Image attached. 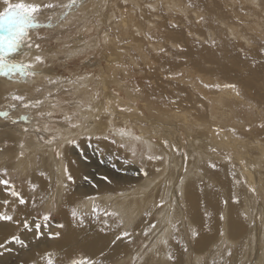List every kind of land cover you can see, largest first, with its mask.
<instances>
[{"label": "bare ground", "instance_id": "obj_1", "mask_svg": "<svg viewBox=\"0 0 264 264\" xmlns=\"http://www.w3.org/2000/svg\"><path fill=\"white\" fill-rule=\"evenodd\" d=\"M24 1L37 3L42 0ZM148 1L150 0H147V3ZM97 2L106 5L108 1L96 0L95 3ZM158 2V6H160L162 1L159 0ZM166 2L170 9L172 6H178L181 13L180 17L178 16L179 19L173 17L175 20L172 21V12L169 22L172 24L173 22L174 24L177 23V20H180V22L178 27H173L172 25L169 28L170 32L166 33L167 36L166 34L165 37L162 36L164 37L163 42L162 40L160 41L162 42V48L163 46L166 48V54H170L172 60L161 58L162 66L158 67L153 75H156L154 78L157 84L164 82L161 77L165 75L168 79H173H170L172 80H169L170 82L167 80L170 83L168 88L170 96L167 99L160 102L158 97L155 100L151 99V96L148 98V101L154 106L152 111H149L152 115H147L146 120H141L135 116L139 113L144 115V111L134 106L139 100L138 94L132 89H127L123 86L124 84H120L121 81L119 79L114 78L118 80L117 84H115L117 92L124 95L121 103L116 91L113 94L107 89H103L104 97L112 99V103H120L119 105L122 108L125 107L128 110H132L133 114H124V112L120 114V110V115H116V117L110 115L107 119L105 118V123H96L97 115L94 116L91 112H81L79 110L80 112L77 115H73L71 114L73 111L66 112L62 110L66 118L71 117V119L67 120L70 122L72 120L73 123L71 122V125L62 129L59 127L58 135H55L57 142L55 141L56 143L48 144V146L45 145L44 147H40L44 145V142L37 135L25 138V135L21 136L18 134L17 128L14 129L13 133H10V136L13 135V139L3 137V135L0 136V148H3V151L0 152V169L7 168L12 176L18 175L20 179L23 177L18 184L23 187V192L28 191V185L23 181L26 178L38 183L40 188L35 193V196L44 197L42 208L45 211L51 210L58 214L66 226L61 231L62 241L59 244H56L54 240L43 239L41 241L33 240L27 249H22L19 245H15L10 252L0 255V264H31L33 260L37 259V252L42 254L49 250H56L64 257V260L58 261V264H65L67 257L75 255L79 251L94 258H99V253L105 251L107 253L103 257L105 264H133V261L135 259L137 261L138 255L142 253L141 251H143L147 240L149 241L152 237H155L153 240L155 241L158 236L154 245L147 248L146 256L150 258L146 260L147 258L143 257L144 262L141 260L140 264H144L145 260L147 264H155V262L158 264H188L189 261L192 264V260L196 264L199 261L211 264V259L213 258L211 251L219 253L218 247L225 244L227 245L225 252L228 250L226 255H223L225 261L230 259V256L235 255L231 264H243L245 259L247 260L246 263H248L253 257L255 260L251 264H264V127H253L252 124L254 122L249 124L251 122L249 117L253 116L259 119L256 126L264 125V59L262 61L259 60L261 57L260 49L264 48V0H167ZM166 2L164 1L165 4ZM151 4H153L152 1ZM165 4H163L164 7ZM5 6L3 0H0V11ZM140 6L141 9L143 7V10L145 9L148 12L147 5L141 4ZM154 6L152 5V7ZM131 8H133V5ZM137 8L136 10H138ZM121 14L123 15L122 12ZM127 14L125 13V15ZM161 14L164 15V11ZM125 15L123 16L125 17ZM129 15L131 16V14ZM135 16L132 15L130 17L128 25V22H126L127 18L123 19L122 17L121 21H118V17L113 19L117 20L116 22L113 21L114 24L112 26L113 29L116 27L114 32L118 34V37L122 34L126 35L127 28L128 35L132 39L134 37V40H137L135 37L136 31L140 32L141 35L146 32L144 22L139 21L137 22L138 24H133V18L137 19L139 15L135 14ZM165 18L167 19V16ZM138 20L142 19L138 18ZM163 21L167 22L168 19L166 21L163 17ZM148 22L151 21L149 20ZM105 37L103 38L105 39ZM39 39V36H35V43ZM127 39L129 43V38ZM139 39L143 40L144 37ZM142 40H139L140 44L138 46L141 47L142 52H145L146 49L149 50L150 44L148 42L143 44ZM232 42L240 48L245 47V45H248V47L257 45L258 50L253 52L252 59L240 62L230 52V43ZM154 43L155 41L152 44ZM159 44L156 46L152 45L150 50L153 52L158 51L159 48L157 47H159ZM216 44L218 45L216 46ZM115 45L117 46V44ZM119 48L115 49V51H119L120 54ZM126 49L127 53L133 51V48L132 50L129 48V52ZM34 52L32 51V55H35ZM124 54L126 55L125 52ZM134 54L135 52L131 56L133 55L132 57L136 59ZM126 56L128 57V55ZM180 58H182L181 61H179ZM157 64L160 63L158 62ZM180 68L182 73L179 75L177 71ZM121 70L124 71L123 68ZM43 73L45 72H40L42 75ZM45 75L48 76V74ZM113 75L117 76V73ZM121 75L123 77L124 74ZM176 76H181L183 80L177 79ZM28 79L26 78L27 81H29ZM44 81L41 80V82ZM86 81V79L81 77L79 82L85 84ZM20 82H23L22 79ZM75 84L71 88H76L79 85ZM205 84H219L221 88H207L204 87ZM226 84L237 85L239 95L236 94V90L223 87ZM30 85L24 86L30 87ZM57 85L59 83L55 86ZM95 85L97 86V84ZM13 87H17V83L10 77L1 78L0 100L4 96L9 97L12 94H16L24 95L27 101L37 99L44 103L46 100L52 99L53 102L58 100L66 102L72 100L71 94H74H69L71 91L69 89L71 88L68 86H65L62 91L48 88L47 93L43 96L39 95V91L33 89L34 87L26 89L25 92L20 87L16 90ZM35 90L36 92H34ZM81 90H84V86ZM88 93L92 95V90L89 87L86 89V93H83V96L85 98L88 97ZM64 94L68 98L63 97ZM93 98L95 97L93 96ZM147 105L149 106V104ZM147 105H143V108L146 109ZM113 107L115 108V106ZM70 108L71 105L69 104L63 106V109ZM28 110L32 109L29 108ZM111 114L113 115V113ZM73 124L79 125V127L74 128L72 127ZM77 128L80 129V132L86 138L81 137V143L78 147L75 146L73 148V145H68L67 141L69 139L68 136L70 134L73 135ZM118 128L124 129L128 133V135L121 136V138L118 137L119 139L116 138L115 140L125 145L123 148L127 153L125 158L130 162V156L132 158L136 156L139 147L142 149L141 152L145 153L146 158L152 155L163 157V159L148 160L147 158L146 162L149 164L145 163V167L133 165L134 162L130 168L127 166L129 168L128 175L120 177L129 180L131 175L139 176L137 177L138 180L136 177L131 179L133 183L126 189L116 188L118 184L112 182L107 184L105 189L110 192L102 193L104 194L103 196L90 195L91 193L86 194L84 188L87 180L84 179L85 173L87 174L85 169H87L88 164L83 161L84 157L82 155L91 152L90 150L88 152L85 150L86 142L89 139H93V142L98 144L99 151L105 153L108 149H113L110 146L112 143L103 138L97 139V137L110 136V132H118L116 131ZM138 131L140 134L137 133ZM61 135L63 138H61ZM135 137L140 139L136 140ZM164 141H167V146H165ZM21 144H23L22 148ZM55 147L59 149L62 157H57L54 151ZM212 149H216V151H212ZM20 152L24 153L22 158L19 157ZM185 154L187 158H185ZM38 156L39 159L36 160ZM229 157L231 158L230 161ZM219 161L228 167H222ZM214 162H217L220 166L219 170L209 166ZM65 167L68 168L74 178L73 184L66 178L63 171ZM57 169H59V172ZM41 171L47 173L51 183H49L48 179L38 175ZM233 173H235V178H233ZM65 184L68 186L67 189L63 186ZM72 188H75V194H66V191ZM252 189L255 191H252ZM29 194L32 195V193ZM2 195L0 193V196ZM88 196L98 197L95 200V204L100 205L98 201H104L105 204L100 205L101 207H107L110 208V211L119 213L118 217H106L108 221L107 232H101L92 225L94 219L91 215L86 216L84 224L78 227L71 221L70 210L74 206H79V211L82 214L91 213L93 202L86 200ZM181 196L185 201L186 208H188L187 215L190 221L188 226H186V221H184L185 212L180 203L175 202L173 205V201ZM234 198H238L239 203H234ZM225 200L228 201L227 205L223 203ZM161 202H163V206L159 207ZM56 204L61 207L64 204L68 208L66 210L64 208V213L60 215L61 209H57ZM176 205L179 206L180 210L176 208ZM10 209L11 206H9ZM2 210L3 206L0 205V211ZM17 211L21 212L24 209L18 208ZM205 213L210 215L207 223L205 222ZM221 213L225 217L224 220L219 218ZM141 216H144V218ZM149 217L151 218L148 221ZM138 219L140 222L133 230L135 232L134 236L131 226ZM121 220L123 221V226L117 227L118 222ZM153 223L156 224V228L150 230L149 225ZM173 223L177 224L181 229L186 226L184 229L185 234H182V240L191 247L190 250L184 251L179 244H176L173 248V231L171 227ZM89 227H93V233L88 230ZM9 228L10 226L0 228V238L8 234ZM193 228L199 232L198 241L197 238L192 239L190 237V231ZM165 229H167L166 232ZM146 230H148V236L144 235ZM11 231L14 230L12 229L9 232ZM51 231L55 232L58 230L53 225ZM123 231L130 232L131 236L117 241L119 243L116 242L115 245H111L114 237ZM184 235L187 241H185ZM161 239H168V245L165 246L159 243ZM140 241H142L140 245L142 247L141 251L140 247L137 246ZM195 241L198 243L197 251L194 250ZM193 242H195L194 246ZM209 244H211L210 247L206 248ZM73 246L79 247L77 251L72 253ZM168 252H171L175 257L174 263L167 259ZM219 257L215 258L217 259L215 264H222L219 263Z\"/></svg>", "mask_w": 264, "mask_h": 264}, {"label": "rangeland", "instance_id": "obj_2", "mask_svg": "<svg viewBox=\"0 0 264 264\" xmlns=\"http://www.w3.org/2000/svg\"><path fill=\"white\" fill-rule=\"evenodd\" d=\"M42 1L37 2L36 4L42 3L41 5H44L47 3H54L57 5H66L70 2V0H42ZM95 1L96 0H78L79 7L72 10L70 15H68L67 19H63V14L66 11V9L64 7H60V6L53 8V9H42V11L37 14L38 22L41 25L52 24V25H54V27H51V28L41 27L39 29L31 30V32H30V36H31L30 41L31 42L28 41V43H31L33 45V47L31 49H29L25 46L21 49L20 52L15 53L11 57V59H13L15 62H18V63L19 62L34 63L33 71H35L36 75L26 77V78H29L28 79L29 81H27L26 78H21L19 75L8 76L6 78L10 77L13 81H15V83H17V87H15V88L13 87L14 90H16L18 87H20L21 89H23V92H25L26 89H28L30 87H34L33 89H36L37 91H39L38 93L41 96H43L47 93L48 88H52L53 90H56V91H58V90L62 91V90H64L65 86L66 87L68 86L69 88H71V87H73V85L75 83L77 85L78 84L79 85L76 88L69 89V91L70 90L72 91V92L70 91L69 94L74 93V94H71L72 100L66 101V102L58 100V101L53 102L52 99H50V100L48 99L44 103L38 104L39 106L36 105L34 107H29L32 110H28L29 108H23L19 104V102H14L11 99L6 100L4 98L7 96H4L2 98V100H0V111H9L10 117L8 120H5V118L0 117V136L3 135V137L13 139L14 137H12L13 135L10 136V133H13L15 131L14 129L17 128L18 132H19L18 134L21 136L25 135L24 136L25 138H28V137L34 136V135H37V137H43V139H40V140H42L44 142V145H42L40 147H44L45 145L48 146V143H46L45 141H47L53 135H58V128L59 127H61V129H62V128H65V126L68 127L69 125H71V122L73 123L72 120H71V122L67 120L66 115L63 113L62 110L66 111V112L73 111V113H71L73 115H77V113L80 112L79 110H81V112H84V111L89 112V113L91 112L94 116L97 115L96 116V120H97L96 123H98V122H101V123L104 122L105 123V120L110 115L112 117H116V115H120L123 112H124V114H129V113L133 114L132 110H128V108H125V107L122 108V106L119 105L121 103V99H123L124 95L121 94L120 92H117V86L115 85L118 82L117 79H119L121 81V83L119 82L120 84H122V85L124 84L123 86H125L127 89H132L138 94L140 101L138 100L139 102L137 101V103H135L134 106L139 108L141 111H144L143 113L145 116L142 115L141 113H139L138 115H135V114L134 115L136 117H139V119H141V120L142 119L146 120L147 115L148 116L152 115V113H150V112L152 111L154 105L148 101V98L150 96H151L150 98L154 99V100L157 99V97H158L160 102H162L164 99H167L170 96L168 88H169V84H170L169 82L172 81L170 79H173V78L168 79V77L165 75V76L161 77V80L164 79L163 80L164 82H162V83L159 82V84H157V83H155V78H154V76H156V75H153V73H155V70H157L158 67L162 66L161 61H160L161 58L172 60L170 57L171 55L166 54L167 53L166 48L164 46L162 48V42H163V39L165 37V34L167 32H170L169 28H171L172 25H173V27H178L180 20H177V23H175V24H174V22H173V24L169 22L172 12H173L172 18L174 17L175 19H179L178 16L180 17L181 13H180V9L178 8V6H172V8L170 9V6H167V2H166L167 0H164L166 2V4L164 3L163 0H160V1H162V2H160L161 3L160 6H158L159 0H154V1L150 0V1H148V3H147V0H143L145 2H143L141 0H134V1L133 0L132 1L131 0H112V1L107 0L108 2L106 3V5L105 4L104 5L99 4V2L95 3ZM119 1H121V2H119ZM151 1L153 4H151ZM12 2L18 3V2H20V0H12ZM24 2L28 3L26 1H24ZM156 2H158V3H156ZM162 3L165 4V7ZM188 3L190 4V2H188ZM127 4L130 6H128ZM141 4L147 5L148 12H146L145 9L143 10V7L141 9V6H140ZM132 5H133V8H131ZM152 5H155V6L152 7ZM125 6H127L128 8ZM148 6H149V8H148ZM122 7H125V8H122ZM136 7H138L137 9L139 11L136 10ZM93 8H95V9H93ZM119 8H122V9H119ZM162 8H164V9L162 10ZM132 9H133V11H132ZM153 9H154V11H153ZM155 10H156V12H155ZM158 10H161V11H158ZM165 10H166V12H165ZM162 11H164L165 16L163 14H161ZM121 12L123 13V15H125V13H128V14L125 15V17H124L121 14ZM116 14H117V16H116ZM129 14H131V16L132 15L135 16V14L137 16L139 15L138 18L142 19V20H138V18L136 19L135 18L136 16H135L133 18V22H134L133 24L134 25L138 24L137 22H139V21H141L142 23L144 22L146 25V32L143 33L142 35L140 32H137V31L135 32V37L137 40L139 38L144 37L143 40L142 39H139V40H142L143 44H145L147 42L150 44L148 47L149 50H147V49L145 50L146 53L142 52L141 47L138 46L140 44L139 40H138V42H136L137 40H134V37L132 39L128 35V28L126 30V35L122 34V35H119V37H118V34H115V32H114L116 27L113 29L112 25L117 20H113V19H117L116 17H118L119 18L118 21H121L122 17H123V19L127 18L126 22H128V20H130V17H131ZM159 14H161L163 16L161 17V15L159 16ZM168 14H170L169 15L170 17L168 16ZM126 16H128V17H126ZM147 16H148V18H147ZM166 16H167L168 21L165 18ZM149 17L152 19H150ZM163 17H164V20H166L167 22L163 21ZM203 17H204V15H203ZM172 18H171L172 21L175 20L174 18L173 19ZM146 19H149L151 22H148L149 20H146ZM152 23L154 24V26H152L153 25ZM198 23H200V22H198ZM128 24H129V22L127 23V25ZM155 25H157V26H155ZM163 25H165V26H163ZM87 27H89V28H87ZM158 30H160V31H158ZM149 33H150V35H149ZM161 34H163V35H161ZM35 36H39L40 39L41 38L42 39L41 40L39 39L38 42L35 43V41H34ZM104 36H106V37L108 36V37L107 38L105 37V39H104L103 38ZM156 36H157V38H156ZM162 36H164V37H162ZM166 36H167V34H166ZM149 37H151V38H149ZM114 38H115V40H114ZM116 38H117V40H116ZM127 38H129V41H130L129 43H128ZM180 38H178V39H180ZM105 40H106V43H105ZM145 40H146V42H145ZM149 40L152 43L155 41V43L152 44ZM161 40H162V42H160ZM156 42L157 43L159 42L161 44L158 43L159 44V47H157V48H159L158 51L156 50L153 52L150 50V47L152 45H155V46L158 45ZM233 42L230 43V45H231L230 52L233 53V55L236 56V58L240 62H242L243 60L249 61V59L253 58V52L255 50H258L257 45H250L249 47H248V45H245V47L240 48ZM109 43H111V45H109ZM120 43H121V45H120ZM36 44L40 45L39 50H37L35 48ZM115 44H117V46ZM118 44H119V46H118ZM135 44H136V46H135ZM217 45L218 44H216V46ZM113 47H114V49H113ZM123 47H125V48H123ZM117 48L120 49L121 53L123 52L122 55H120L121 53L119 54V51H117V52L115 51V49H117ZM129 48H130V50H132V48H133V51L131 52L129 50ZM125 49L128 50V52L129 51L130 52L127 53V51H125ZM135 49H137L138 51ZM160 49H164V52H161ZM179 49H181V48H179ZM109 50H110V52H109ZM260 50H261L260 53H261L262 58L260 57L259 60L262 61L264 59L263 58L264 48H261ZM32 51L33 52L35 51L34 52L35 55H32L33 54ZM39 52H41V53H39ZM124 52L126 53V55H128V57L124 54ZM133 52H135L134 55H136V56H134V57H136V59L132 57L133 55L131 56V54H133ZM147 54H148V56H147ZM36 55H40L42 57L43 63H35L34 62V58ZM49 55L52 57H50ZM112 55H114V56H112ZM160 55L163 57H161ZM118 58H120V59L122 58V59L120 60ZM124 59H126L127 61ZM122 60H124V61H122ZM181 60H182V58L179 59V61H181ZM151 62L154 64H152ZM158 62L160 64H157ZM45 63H47V64H45ZM115 63H117V64L114 65ZM93 64H95V65H93ZM51 68L53 71L51 70ZM102 68H103V70H102ZM120 68L121 69L123 68L124 71H122ZM43 71L45 73H43V75L40 74V72H43ZM178 71H177V74L180 75L182 73V69L180 68ZM116 73H117V76L113 75ZM45 74H48V76ZM121 74H124L123 77ZM81 77L87 80L85 84H82L79 82L81 80ZM176 77H177V79L183 80L181 76H176ZM1 78H5V76H0V79ZM114 78H117V79H114ZM121 78H123V79H121ZM21 79L23 82H20ZM31 79H32V81L30 82ZM88 79L90 81L89 83H88ZM41 80H45L46 82L45 81L41 82ZM60 80H61V82H60ZM167 80L168 81L170 80V81L168 82ZM152 81H154V82H152ZM58 83H59V85L55 86ZM28 84L29 85L31 84L32 86L30 85V87H27V86H29ZM51 84H53V85H51ZM95 84H97V86ZM24 85H27V86H24ZM178 85H180V84L178 83ZM83 86H84V90H81V88ZM156 86H157V88L155 89ZM88 87L91 88L92 95H90L88 93V97L85 98L83 96V93H86V89ZM103 89H107L109 92H112V93L116 91V93L120 97L119 98L120 103L119 104H116L114 102L112 103V101H111L112 99H109V97L108 98L104 97ZM36 90L34 92H36ZM75 92H76V95H75ZM20 94H24V93H20ZM141 94H142V96H141ZM77 95H78V97H77ZM93 96L95 98H93ZM63 97H66L65 94L63 95ZM66 98H68V97H66ZM34 99H36V98H34ZM75 99H77V101H75ZM92 99H94V100H92ZM51 100H52V102H51ZM36 101H38V100L37 99L33 100V101H32V99L30 100V102H33V103ZM90 101H93V102H90ZM12 103L17 104V107L14 110L10 109V107H9ZM67 104L71 105V108L70 109H63V106L64 105L67 106ZM142 104L143 105L149 104V106L147 105V108L144 109ZM73 105H75V106H73ZM113 106H115V108ZM37 111H39V112H37ZM76 111H78V112H76ZM119 111H120V114H119ZM116 112H117V114H116ZM49 113L51 115H49ZM107 113H109V114H107ZM111 113H113V115ZM103 114H105V115H103ZM136 114H137V112H136ZM24 115L30 116L31 117L30 121H28V122L20 121L16 124L11 123V120H13V119L19 120V118L21 116H24ZM249 118L251 119V122H249V124H252V122H254V124H252L253 127H262L261 126L262 124L256 126L257 122L259 121V119L257 117L251 116ZM153 120L155 121V119H153ZM24 128H27L28 131L27 132L23 131ZM37 128L40 129L39 132L36 131ZM82 128H83V126H82ZM119 129L120 128L116 129V131ZM124 129H126V127H124ZM137 133L140 134L139 131ZM109 135H110V136H108L109 139H106L108 142H111L113 139H116L118 137L121 138V136L119 135L118 132H110ZM81 137L86 138V136H83L82 132H80V129L77 128V131L75 133H73V135L70 134L68 136V138H69L68 140L74 139L77 141V143L79 145L81 143ZM61 138H63L62 135H61ZM55 141L53 143L57 142V141L56 142ZM86 144H87V146H85V150L87 152L89 150L91 151V152H88V154L85 153L86 155L85 154L82 155V157H84L83 161L86 162V164H88L87 169H85L87 174L85 173V179H84V180H87V183H86L85 188H84L86 191V194L91 193L90 195L103 196L104 194H102V193L110 192L108 190H105L106 185L110 184V183H108L107 181L102 179V177H104V176H108L109 179L111 180V183L115 182L116 184H118L116 188L126 189V188L130 187V184L133 183V182H131L132 181L131 179H133L135 177L137 178L139 176V175H131V177H129V180L124 179L123 177H120L123 175H125V176L128 175V169L131 167V164L134 162L133 165H136V166L138 165V167L139 166L145 167L146 164L147 165L149 164L148 162H146L147 158L145 156V153L143 151L141 152L142 149L140 147L137 151L138 154L136 156H134L133 158L130 156V160H131V162H130L128 159L125 158V157H127V153L123 149L124 147L120 146L121 144L119 142H117L115 144H113V143L110 144V146H112L113 149L112 148L108 149V151L107 152L105 151V153H102L99 151L98 144L94 143L93 139H89V141L87 140ZM68 145H71V144H68ZM74 147L75 146H73V148ZM55 149H57V147H55ZM111 150H113V151H111ZM38 159H39V156H38V158H36V160H38ZM219 163L222 165V167H228L226 164H223L221 161H219ZM212 164H216L218 166L217 170H219L220 166L218 165L217 162H214ZM137 174H139V173H137ZM10 176L12 177V180L16 183L18 188H23V187H20L18 185L20 183L19 180H21L23 177L20 179L18 175L12 176V174H10ZM137 180H138V178H137ZM23 181H25V180H23ZM72 184H73V182H72ZM93 185H96V187H93ZM23 193L25 196H30L29 191L23 192ZM68 193L75 194V188H72L71 190L66 191V194H68ZM40 197L41 196H36L37 210L38 211H45V209L42 208V203L40 201ZM98 202L100 205L105 204L104 201H101V200ZM175 202H179L180 205L182 206V208L185 212L184 213V221H186V226H188L190 224V221H189V217L187 215L188 208H186V206H185L184 199L181 196V197H179V199H175L173 201V205ZM56 207H57V209L58 208L61 209L60 215L62 213H64V208H65V210L68 208L64 204L62 205V207L59 206L58 204H56ZM101 208L107 209L108 211H110V208H107V207H101ZM176 208L178 210H180L178 205H176ZM57 209H56V211H57ZM28 210L30 211L31 209L29 208ZM52 213H53V225L54 226L57 223H63L58 214H56L55 212H52ZM206 214L207 213H205L204 217L206 220L205 222L207 223L209 221L210 215L209 214L206 215ZM141 217L144 218V216H141ZM150 218L151 217L148 218V221L150 220ZM105 219H107V218L103 217V216H101L99 218V220L94 219L92 221L93 222L92 225H94L95 228L98 230L105 228V232H107V229L103 223V221ZM138 220L131 226V229H132L134 236H135V232L133 230L139 225L138 222H140V220L139 221ZM186 226L182 229L179 228L180 231L178 233H175V234L173 233V235H175L176 238L180 240L179 245L180 246H186L187 251H188L191 249V247L189 245H187L185 242H183V240H182V234H185L184 229L186 228ZM12 229L13 228L10 227L9 230L7 231V233H9V231ZM57 230L62 231L61 229H58V228H57ZM88 230H90L91 233L94 232L93 227H89ZM158 237H156V240ZM154 239H155V237H152L149 241L147 240V243H146V245L148 246L147 248L152 247L154 245V243L156 241V240L153 241ZM184 239H185V241H187V238L185 237V235H184ZM61 241H62L61 239H59L57 241L54 240V242L56 244H59ZM197 241H198V238H197ZM141 242L142 241H140V243L137 244L138 247H140ZM195 242H193V246H194ZM117 243H119V242H117ZM176 244L177 243L175 242V240H173V248ZM210 245L211 244H209L206 248H209ZM197 246H198V243L196 242V245L194 247L195 251H197ZM226 246H227L226 244L222 245L221 247L219 246L218 247L219 253H217L213 250L211 251L213 254V258L211 259L212 263L216 262L217 259H215V258L220 256L219 257V263L231 264L235 255L230 256V259L225 261L223 255H226V252L228 251L227 250L225 252ZM78 247L79 246H77V247L73 246L72 247V253L77 251ZM141 248L142 247L139 248L140 251L142 250ZM147 248H145V247L143 248V251H141L142 253L140 252L141 254L138 255L139 258H137V261L135 259L133 261V264H140L141 260L144 262L143 257L147 258L146 260H148L150 258V257L146 256ZM144 249H146L145 252H144ZM16 250L18 251L17 247H16ZM78 253H80V251L77 252L76 254H78ZM86 255H89V254H86ZM146 260H145L144 264H147ZM254 260H255V258L253 257L250 262L246 263L247 260L245 259L243 264H251V262ZM173 263H174V261H173ZM155 264H158V263L155 262ZM188 264H191L190 261ZM192 264H196L194 260H192ZM198 264H207V263L199 261Z\"/></svg>", "mask_w": 264, "mask_h": 264}, {"label": "snow or ice", "instance_id": "obj_3", "mask_svg": "<svg viewBox=\"0 0 264 264\" xmlns=\"http://www.w3.org/2000/svg\"><path fill=\"white\" fill-rule=\"evenodd\" d=\"M4 9L0 11V76H16L19 75L21 78H26L29 76H35L36 73L33 71L34 63H24V62H15L11 57L21 51L23 47H27L31 49L33 45L28 43L31 40L30 32L33 29H39L41 27H54L52 24L41 25L38 22L37 14L42 11V9H53L58 6L64 7L66 11L63 14V19H67L68 15L72 12V10L79 7L78 0H70V2L66 5H57L54 3H47L44 5L36 4V3H25L24 0H20L18 3H13L12 0H3ZM151 38V37H149ZM214 43V42H213ZM35 48L37 50L40 49V45L36 44ZM161 52L164 49H160ZM35 63H43V59L40 55H36L34 58ZM204 87L207 88H221V85H207ZM225 88H231L236 90V94L239 95V91L237 90V85L235 84H226L223 85ZM5 99H9V97H5ZM10 99L14 102H19V104L23 108L34 107L42 101L30 102L26 100L24 95H16L13 94L10 96ZM10 109H15L17 107L16 103H12ZM123 110V109H122ZM49 115H51L49 113ZM0 117L8 120L10 117L9 111H0ZM31 117L28 115L21 116L19 120H11L12 124H16L20 121L28 122ZM67 119H71V117H67ZM264 127V125H261ZM72 127H79V125L73 124ZM23 131L27 132L28 129L24 128ZM37 132L40 131L39 128L36 129ZM120 136L128 135L124 129L117 130ZM234 131V130H233ZM39 139H43V137H38ZM109 139L108 136L97 137V139ZM57 137L53 135L47 141L48 144H52ZM136 140H139V137H135ZM69 144L78 147L77 141L74 139H70L67 141ZM113 144L117 143L115 139L111 141ZM165 146H167V141H164ZM121 147L125 145L121 143ZM23 144H21V148ZM3 151V148H0V152ZM57 157H62L59 149H54ZM177 151H179L177 149ZM212 151H216V149H212ZM135 154V153H133ZM24 153L20 152L19 157H23ZM148 160L154 159H163V157H155L149 155ZM185 158L186 154H185ZM230 161V157L228 158ZM213 169H217L216 164L209 165ZM59 172V169H57ZM64 173L69 182H74V178L72 174L69 172L68 168H64ZM38 175L42 178L48 179L49 183H51L50 177L47 176V173L41 171ZM147 175V173H145ZM233 178H235V173H233ZM103 180L111 183V180L108 176L102 177ZM28 185L29 193H32L30 196H25L22 188H18L16 183L12 180V177L9 174V170L7 168L0 169V193L3 195L0 196V205L3 206V210L0 211V228L5 226H10L14 229V231L9 232L0 238V255H3L5 252H10L12 247L15 245H19L22 249L29 248L30 243L35 241H41L43 239L49 240H59L62 237L61 231H51L53 226V213L51 210L46 211H38L37 210V200L35 193L40 188V185L31 179L25 180ZM238 183V181H237ZM65 189H67V184L63 185ZM96 187V185H93ZM252 191H255L252 189ZM98 197L88 196L86 200L92 201V211L91 213H81L79 211V206H74L70 210L71 221L74 222L75 226H81L84 224L85 217L91 215L94 219L99 220L101 216L104 217H118V212L108 211L107 209H102L99 205L95 204V200ZM41 203L44 201V197H40ZM234 203H239L238 198H234ZM225 205H227L228 201H223ZM9 206L11 209L9 210ZM163 206V202L159 205V207ZM24 209V211L18 212L17 209ZM31 209L30 211L28 209ZM207 215V214H206ZM221 220H224L225 217L223 213L220 214L219 217ZM105 227H108V221L105 219L103 221ZM123 221H119L117 227H122ZM55 227L61 230L66 228L64 223H57ZM173 233H178L180 231L179 226L175 223L171 225ZM156 224L153 223L149 225V229H155ZM101 232H105V228L100 229ZM167 229H165V232ZM148 230L144 232V235L147 236ZM223 234V233H221ZM131 236V233L128 231H123L122 233L116 235L114 239L111 241V245H115V243L121 239L128 238ZM190 237L192 239H196L199 237V232L193 228L190 231ZM173 240L177 244H180V240L173 235ZM159 243L167 246L168 239H161ZM147 248V245H144ZM184 251H187L186 246H182ZM107 253L105 251H101L99 253V258H94L92 256L78 253L72 256L67 257L65 260V264H105L103 257H105ZM231 255V253H229ZM36 260H33L31 264H58V261L64 260V257L60 255L56 250L45 251L44 253L37 252ZM167 259L170 261H174L175 257L171 252L167 253ZM215 264V262H213Z\"/></svg>", "mask_w": 264, "mask_h": 264}]
</instances>
